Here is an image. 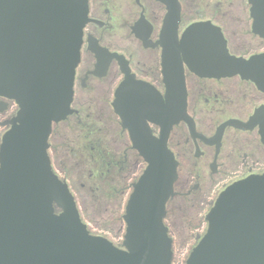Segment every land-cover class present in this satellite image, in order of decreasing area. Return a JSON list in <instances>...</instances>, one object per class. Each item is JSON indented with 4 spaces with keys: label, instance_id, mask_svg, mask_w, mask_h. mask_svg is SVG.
<instances>
[{
    "label": "water",
    "instance_id": "water-1",
    "mask_svg": "<svg viewBox=\"0 0 264 264\" xmlns=\"http://www.w3.org/2000/svg\"><path fill=\"white\" fill-rule=\"evenodd\" d=\"M250 4L254 30L264 29V0ZM167 5L162 37L169 57L182 51L196 75H239L264 92V54L247 61L230 56L218 35L198 26L177 47L178 7ZM87 11V0H0V96L19 107L0 145V264H171V239L163 219L176 163L166 140L172 124L186 120L180 61L177 82L169 77L167 83L173 92L167 125L154 121L161 126L159 137L145 121L125 126L146 168L125 207L121 247L88 233L67 186L50 168L47 140L52 124L71 112ZM201 32L204 37L199 38ZM166 60L164 67L174 70V59ZM256 125L264 144L263 111L240 128ZM205 218L206 232L185 264H264V174L226 187Z\"/></svg>",
    "mask_w": 264,
    "mask_h": 264
},
{
    "label": "flooded vegetation",
    "instance_id": "flooded-vegetation-1",
    "mask_svg": "<svg viewBox=\"0 0 264 264\" xmlns=\"http://www.w3.org/2000/svg\"><path fill=\"white\" fill-rule=\"evenodd\" d=\"M167 2L178 7L177 47L186 32L198 26L218 35L230 56L247 61L264 54V29L254 30L250 0H87L88 22L74 73L71 112L52 124L47 156L88 233L121 247L125 207L146 168L125 126L145 121L151 134L159 137L161 126L156 122L167 125L168 97L173 94L167 83L169 77L177 82L180 61L186 120L172 124L166 140L176 163V179L163 219L173 259V234L179 224L199 228L192 234V250L206 232L205 217L219 194L236 181L264 174L259 125L240 128L257 111L264 112V92L239 75H196L187 68L182 51L174 50L169 57L162 37ZM168 58L174 59V70L164 67ZM18 111L14 100L0 96V145ZM88 196L96 202L102 196L100 203H94L98 209L123 211L118 216L124 229L121 243L91 231ZM182 212L190 214L182 219Z\"/></svg>",
    "mask_w": 264,
    "mask_h": 264
},
{
    "label": "rangeland",
    "instance_id": "rangeland-1",
    "mask_svg": "<svg viewBox=\"0 0 264 264\" xmlns=\"http://www.w3.org/2000/svg\"><path fill=\"white\" fill-rule=\"evenodd\" d=\"M99 202H96V198L88 196L87 198L90 200L92 205L87 207V211L89 216L91 217V231L94 233H102L106 238L111 240L112 242L118 244L122 241V235L124 234V229L122 232L123 223L120 222L119 215L123 214V211L119 212H111L110 208H102L99 206V209L96 208L94 203H100L102 196H100ZM82 204V202H81ZM105 205V201H102V206ZM84 205L81 206V210H83ZM182 219L189 215V212L180 213ZM184 215V217H183ZM196 215V214H195ZM199 228H189L184 224H179L177 228H175V233L173 234L175 239V247H174V257L172 259L173 264H185V261L190 253L191 248L193 247V237L192 234ZM203 230V229H201ZM194 231V232H193ZM120 236H119V235Z\"/></svg>",
    "mask_w": 264,
    "mask_h": 264
}]
</instances>
